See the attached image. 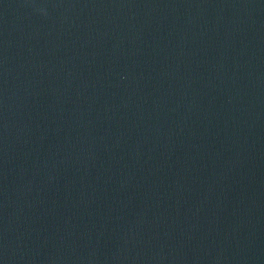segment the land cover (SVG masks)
<instances>
[{
	"label": "water",
	"instance_id": "1",
	"mask_svg": "<svg viewBox=\"0 0 264 264\" xmlns=\"http://www.w3.org/2000/svg\"><path fill=\"white\" fill-rule=\"evenodd\" d=\"M0 264H264V0H0Z\"/></svg>",
	"mask_w": 264,
	"mask_h": 264
}]
</instances>
